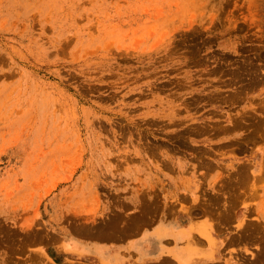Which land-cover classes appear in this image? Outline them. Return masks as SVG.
<instances>
[{"label":"rangeland","instance_id":"obj_1","mask_svg":"<svg viewBox=\"0 0 264 264\" xmlns=\"http://www.w3.org/2000/svg\"><path fill=\"white\" fill-rule=\"evenodd\" d=\"M92 192L264 264V0H0V264H53Z\"/></svg>","mask_w":264,"mask_h":264},{"label":"crops","instance_id":"obj_2","mask_svg":"<svg viewBox=\"0 0 264 264\" xmlns=\"http://www.w3.org/2000/svg\"><path fill=\"white\" fill-rule=\"evenodd\" d=\"M133 199L127 197L119 207L107 201L99 205L92 192V208L101 216L92 222V231L51 234L50 244L42 247L43 254L53 264H207L217 256L199 234L206 229L203 219L178 214L149 224ZM160 228L165 230L161 237Z\"/></svg>","mask_w":264,"mask_h":264},{"label":"bare ground","instance_id":"obj_3","mask_svg":"<svg viewBox=\"0 0 264 264\" xmlns=\"http://www.w3.org/2000/svg\"><path fill=\"white\" fill-rule=\"evenodd\" d=\"M242 118V117H241ZM243 169V168H242ZM245 170V169H244ZM243 170V171H244ZM241 171V170H240ZM238 172H239V170H238ZM235 176V175H234ZM237 176V175H236ZM238 178V177H237ZM240 178V177H239ZM246 178V177H245ZM228 179V178H227ZM241 180V179H240ZM243 180V179H242ZM228 183V182H227ZM232 183V182H231ZM230 183V181H229V184H231ZM236 186V185H235ZM224 188V187H223ZM222 188V189H223ZM221 204V203H220ZM206 205V204H205ZM166 208V207H165ZM227 209H229V208H227ZM230 209H231V207H230ZM225 210H226V208H225ZM226 214H228V213H226ZM230 214V213H229ZM225 215V214H224ZM189 222V221H188ZM191 222V221H190ZM189 225V224H188ZM263 225V224H262ZM260 227V226H259ZM263 227V226H262ZM165 228V227H164ZM160 230L161 231H159V233H158V236L159 237H161L164 233H165V230H163L162 228H160ZM169 230V229H168ZM171 230V229H170ZM175 231V230H174ZM213 231V230H212ZM164 232V233H163ZM187 232H188V230H187ZM190 233V232H189ZM181 234V233H180ZM196 234H198V232L196 233ZM248 234H250V233H248ZM166 235V234H165ZM193 235V234H192ZM212 235V234H211ZM252 235V234H251ZM254 236H256V234L254 233L253 234ZM181 236V235H180ZM189 236V235H188ZM194 236V235H193ZM248 236V235H247ZM199 237H200V235H199ZM201 237H203V236H201ZM200 237V238H201ZM249 237H250V235H249ZM249 237H247V238H249ZM251 237H253V236H251ZM179 238V233L177 234V235H175V239L177 240ZM186 238V237H185ZM205 238V237H204ZM254 238V237H253ZM253 238H251V239H253ZM172 239V238H171ZM241 239V238H240ZM242 239H244V238H242ZM241 239V240H242ZM256 239V238H255ZM258 239H260V242H261V238H257L256 240H258ZM196 240V239H195ZM207 240V239H206ZM244 240H246V239H244ZM154 242H156V240H153ZM149 242H151V240L149 241ZM200 242V241H199ZM207 243H208V241H207ZM149 244H152V243H149ZM264 245V244H263ZM262 245V246H263ZM164 246V245H163ZM263 248V247H262ZM179 249V248H178ZM261 249V248H260ZM164 250V249H163ZM166 250V249H165ZM171 250H173V249H171ZM264 250V249H263ZM174 251V250H173ZM176 252V251H175ZM178 252V251H177ZM182 252V251H181ZM261 252H262V250H261ZM169 253V252H168ZM172 253V252H171ZM260 253V252H259ZM214 254L216 255V254H218V252H217V250L214 252ZM178 255V254H177ZM214 257V256H213ZM263 257V256H262ZM162 258V257H161ZM183 258V257H182ZM164 259V258H163ZM168 259V258H167ZM166 259V260H167ZM181 259V258H180ZM178 260H179V258H178ZM213 260V259H212ZM263 260V259H262ZM158 261H159V259H158ZM168 261V260H167ZM169 261H170V259H169ZM171 261H172V259H171ZM177 262V261H176ZM216 262V261H215ZM220 263V262H219Z\"/></svg>","mask_w":264,"mask_h":264}]
</instances>
